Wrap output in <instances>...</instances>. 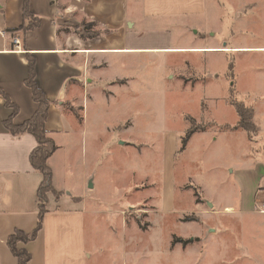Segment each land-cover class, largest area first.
<instances>
[{
    "label": "crops",
    "instance_id": "obj_1",
    "mask_svg": "<svg viewBox=\"0 0 264 264\" xmlns=\"http://www.w3.org/2000/svg\"><path fill=\"white\" fill-rule=\"evenodd\" d=\"M259 5V0H250L242 8L247 13L248 8L255 10ZM26 6L39 24L18 30L24 23ZM223 7L221 0H0V86L18 107L14 122L26 121L38 108L26 83L31 58L36 83L52 102L46 130L58 145L49 164L60 196L48 194L42 228L34 239L19 242L31 253L28 264H101L104 247L93 225L96 212L87 200L97 186L102 165L95 94L113 97L117 87L132 81L133 70L142 59L162 60L168 51L185 53L186 63L193 59L191 53L211 56L218 51L245 50L247 47H230L223 42ZM82 23H93V30L106 33L84 39L74 32ZM14 37L20 38V49L15 48ZM68 100H80L82 121ZM13 113L0 96V264H19L8 239L15 231L31 233L36 229L37 192L43 180L30 161L37 146L35 136L14 135L4 125ZM258 113L264 115V111L255 109V122L260 127ZM177 151L176 145L171 146L170 167L163 171L164 212L175 209L179 184L172 171ZM249 156L241 172L235 174L237 166L230 169L236 204L221 206L208 197L204 200L212 204V215H251L264 229V213L258 208L264 199V152ZM259 242L261 250L254 249L264 257V232Z\"/></svg>",
    "mask_w": 264,
    "mask_h": 264
},
{
    "label": "rangeland",
    "instance_id": "obj_2",
    "mask_svg": "<svg viewBox=\"0 0 264 264\" xmlns=\"http://www.w3.org/2000/svg\"><path fill=\"white\" fill-rule=\"evenodd\" d=\"M248 1L221 0L223 42L245 50L207 53V59L205 53H191L193 59L186 63L185 53L168 51L162 60L142 59L132 81L117 87L113 97L96 92L102 165L87 200L104 247L101 264H264L254 249L261 250L264 229L254 217L212 215L204 200L236 204L230 169L237 166L239 173L249 153L264 152L263 114L258 113L261 126L252 141L245 130L221 128L239 120L229 104L232 94L264 111V0L245 13ZM230 61L235 63L234 80L227 74ZM79 101L67 104L80 113ZM193 119L213 125L193 134L181 151ZM174 145L172 172L179 185L175 209L164 212L162 177Z\"/></svg>",
    "mask_w": 264,
    "mask_h": 264
},
{
    "label": "trees",
    "instance_id": "obj_3",
    "mask_svg": "<svg viewBox=\"0 0 264 264\" xmlns=\"http://www.w3.org/2000/svg\"><path fill=\"white\" fill-rule=\"evenodd\" d=\"M39 24L38 18L34 17L27 6L24 10V23L17 29H23L24 31L32 29ZM93 23H82L78 25L74 32L80 35L84 39L94 38L100 35H104L106 31H95L93 30ZM234 61H230L228 76L231 80L235 79L234 74ZM29 76L26 80L27 85L31 88L33 98L38 104V108L34 115L22 123L14 122L13 116L17 113L18 107L14 105L7 93L0 86V96L4 97L6 100V105L12 107L14 110L13 115L4 121L5 127L14 135H19L22 133H31L35 136L37 140V146L33 149L30 155V161L33 168L43 175V180L38 188V199H39V220L36 229L31 233H26L24 231L18 230L12 233L8 239V245L10 246L13 254L18 258L19 264H28L31 260V253L25 248L20 247L19 242L26 243L31 239H34L38 234L39 230L42 228L43 220L47 212V202L48 194L50 192L57 196L60 193L56 190L53 185V171L49 164V158L58 150V145L55 140L50 136L49 132L46 130V122L48 119V113L52 102L47 99L43 91L39 88L35 80V68L34 60L30 58L29 60ZM234 86V85H233ZM232 86V87H233ZM229 104L234 107L239 120L236 125L231 126L225 124L221 126L224 129H242L248 134L249 139L252 141L253 136L259 131V127L255 122V109L251 105H247L245 101L238 99L233 94L229 98ZM74 110V109H73ZM78 119L82 121V116L75 111ZM213 125L212 122L207 123H197L193 119L189 128L186 130L185 135L182 138L181 151L184 150L193 134L196 132H203L208 129L209 126ZM198 194V192L196 193ZM187 220H194L189 218ZM184 244H188L192 239H178ZM173 244H176L174 239Z\"/></svg>",
    "mask_w": 264,
    "mask_h": 264
},
{
    "label": "built area",
    "instance_id": "obj_4",
    "mask_svg": "<svg viewBox=\"0 0 264 264\" xmlns=\"http://www.w3.org/2000/svg\"><path fill=\"white\" fill-rule=\"evenodd\" d=\"M13 42L15 44V48L20 49L21 48V40L19 37H14ZM259 210L264 213V199H261L259 201Z\"/></svg>",
    "mask_w": 264,
    "mask_h": 264
},
{
    "label": "water",
    "instance_id": "obj_5",
    "mask_svg": "<svg viewBox=\"0 0 264 264\" xmlns=\"http://www.w3.org/2000/svg\"><path fill=\"white\" fill-rule=\"evenodd\" d=\"M89 187H90V188H92V187H93V183H92V181H91V182H89ZM209 205L211 206L212 204L209 202Z\"/></svg>",
    "mask_w": 264,
    "mask_h": 264
}]
</instances>
